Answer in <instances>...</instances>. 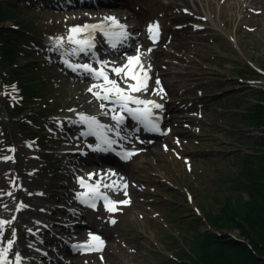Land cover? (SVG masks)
I'll list each match as a JSON object with an SVG mask.
<instances>
[{"label": "rangeland", "instance_id": "374dc122", "mask_svg": "<svg viewBox=\"0 0 264 264\" xmlns=\"http://www.w3.org/2000/svg\"><path fill=\"white\" fill-rule=\"evenodd\" d=\"M31 1L4 0L7 7L15 9L16 15L36 27V33L24 37L25 47L16 49L13 57L15 68L23 73L20 78L23 88L19 91L24 97L18 102L24 111L18 122L25 123L23 127L15 126L14 141L10 138L7 111L0 100V242L3 252L14 247L13 258L31 252L29 247L24 248V243L43 244V250L54 249L58 254L56 235L44 231L45 225H54V220L66 213L65 209H59L61 206L77 209L72 197L78 188L76 180L85 170L68 159L73 138L70 129L65 124L59 126L56 119L79 104L82 86L74 78H66L60 67L46 56L44 43L45 37L59 35L82 22L83 19L74 17L86 14L87 9L56 8ZM172 2L130 0L141 12L142 24L152 17H161L167 35L170 31L175 34L187 29H175L187 21L186 17L176 15V10L189 7L174 8ZM199 5L200 13L210 15L208 25L196 24L203 30L200 34L204 41L179 49L180 57L175 59L179 63L176 79L180 95L197 107L178 110L179 97L171 86L172 105L178 108L176 114L181 119L173 121V132L162 135L155 143H148L145 150L141 148L142 152L120 169L131 178L134 193L130 190L129 196L127 194L125 208L121 205L116 208L118 220L106 231L108 246L101 253L73 255L69 257L70 263H64L166 264L172 253L189 248L187 238L191 233L186 234V230L188 221L195 218L200 220L201 231L229 236L264 260V254L257 249L256 254L252 243L237 227L216 230L201 213L203 208L218 211L223 199L238 191L232 183L239 175L241 156L254 152V147L242 141H252L255 135L264 132V127L255 129L239 121V114L246 112L249 104L256 103L258 92H264V71L256 80L239 74L248 63L264 69V0L239 3L201 0ZM8 23L10 20L5 21ZM166 45L163 40L158 49ZM5 64L0 61V72ZM164 67L160 62V68ZM164 77L171 82L169 75ZM259 103L264 104V100ZM33 111L36 113H31ZM44 113L53 115L43 117ZM179 132L184 135L179 137ZM33 133L41 136V141L30 139ZM248 135L252 137L248 139ZM16 158L22 162L21 167H17ZM57 201L60 202L57 204ZM104 209L101 207L97 213L77 209L80 212L77 220L105 227ZM112 215L109 212L107 217L112 219ZM33 230L37 233L29 238L26 234ZM6 232L8 237L3 239ZM41 240L44 243H40ZM31 254L36 262L33 264H45L48 257L51 262L47 264H54L57 259L54 252L40 257L41 252L32 248Z\"/></svg>", "mask_w": 264, "mask_h": 264}, {"label": "trees", "instance_id": "16d2710c", "mask_svg": "<svg viewBox=\"0 0 264 264\" xmlns=\"http://www.w3.org/2000/svg\"><path fill=\"white\" fill-rule=\"evenodd\" d=\"M5 3L0 0V60L7 64L8 76L4 77L5 80H18L21 85L23 80L20 78L23 73L15 68L17 64L13 57L16 49L22 48L21 42L24 41L25 33L34 29V26L25 18L16 15L15 9L7 7ZM6 20L20 25V28L8 27ZM239 74L250 77L258 75L250 66L242 68ZM258 93L256 103L249 104L246 112L239 114V121L262 128L264 104L259 102L264 100V92ZM250 137L252 136H247L248 139ZM243 143H250L254 152L243 153L241 156V169L232 183L238 191L226 196L218 211L203 208L202 212L216 230H221L222 227H237L239 233L252 243L254 252H257V249L264 254V132L255 136L252 141ZM199 223L200 220L196 218L188 221L186 234L191 233L187 238L188 250H179L177 259L168 258L166 264H264V260L243 243L223 236L222 233L201 231L198 228Z\"/></svg>", "mask_w": 264, "mask_h": 264}, {"label": "bare ground", "instance_id": "6f19581e", "mask_svg": "<svg viewBox=\"0 0 264 264\" xmlns=\"http://www.w3.org/2000/svg\"><path fill=\"white\" fill-rule=\"evenodd\" d=\"M242 1L253 2V0H235V2H238V3ZM199 2L201 3V0H173L172 4L174 8L179 7L180 5H184L186 7L191 8L192 10H195L196 13L199 14L198 16H193V17L182 15L186 17L187 19H193L196 22H205L206 19H204L200 15H205V16H210V15L208 13L205 14V13L199 12L201 11V6L199 5ZM206 6L208 7L210 6L209 1H207ZM104 10L114 11L118 19L125 21V22L129 21L128 22L129 27H139L142 24L141 12L135 9L134 6L128 1H125L121 5L116 6V7L104 8ZM74 18H76V20L84 19V21L81 22V24L84 25L82 31L83 32L86 31L90 34L95 33L94 31L96 27H99L102 30L110 31L113 25L115 27L118 26L116 19L112 15L106 16L105 20H100L102 19V16L100 17L90 16L89 17L87 14H82L81 16H75ZM132 20L134 23H130ZM70 33H71V30H67L61 33L60 35H56L54 38H52L54 42L52 43L53 45H57L58 48L55 49L54 47H52L46 50V56L52 59L55 64L59 65L61 63L59 59L61 57L60 53L62 54L61 52L62 49H64L65 47H68L70 45V40L74 39V36L72 34L70 35ZM174 35H175V42H171V46L175 48V52L162 48V50L158 49L157 51L151 53L153 56V64H154L155 70L159 71L160 74L169 75V77H171V82L167 81L169 86H173L177 82L176 78L178 77L179 70H178V66H176L177 62L175 59H178L180 57L179 49L186 47V45H190L192 42L196 43V41H199V43H203L204 41V38H202L200 31L198 30L189 31L187 28L183 30V32L177 31ZM160 62L165 64V68H160ZM83 75L84 76L81 77V79H79L78 81L81 82L82 84L87 85L88 87H90L92 84L90 83V79H94V77L97 78L96 81L100 80L102 82H105L106 80L105 76L100 72H95L92 74L91 71H89L87 73H84ZM141 83L144 86L146 81H143ZM85 96L87 95L85 94ZM84 98L85 97H83L82 99ZM94 175L96 176L100 175L99 184H102L103 182L109 186L112 185L114 187V188H111L112 192L113 193L119 192V189L117 188V183L115 180L116 175L114 173L100 171V172L95 173ZM84 195H86V193ZM103 198H105V196ZM108 205H110V203H108ZM0 212H2L1 209H0ZM32 233H27L26 235H28L29 238H32L33 237ZM81 235H82V231L78 229L76 234H72L70 235V237H78ZM14 251H15L14 247H11L10 253L13 254ZM3 256H4V253L0 252V264H2L1 261H2ZM25 256L26 257L22 260L21 264H25L26 261L35 263V258L33 255H29L28 253H26ZM41 257H45V253H43Z\"/></svg>", "mask_w": 264, "mask_h": 264}]
</instances>
